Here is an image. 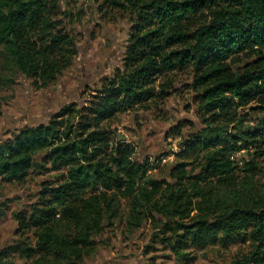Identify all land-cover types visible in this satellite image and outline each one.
Masks as SVG:
<instances>
[{"label":"trees","instance_id":"obj_1","mask_svg":"<svg viewBox=\"0 0 264 264\" xmlns=\"http://www.w3.org/2000/svg\"><path fill=\"white\" fill-rule=\"evenodd\" d=\"M105 2L130 15L122 66L89 89L82 105L73 102L49 123L0 142V186L45 169L36 159L42 153L64 173L43 185L29 215H15L22 230L35 229L37 246L2 249L0 264H15L14 254L36 264H83L104 222L118 217L119 197L129 202V226L149 223L153 247L178 261L190 264L196 251L217 244L250 243L231 264H264V168L257 160L264 147H255L243 166L232 158L264 136L244 141L220 125L234 111L264 106V0ZM64 17L60 0H0V52L37 89L56 82L78 54ZM187 72L217 135L188 140L169 179L157 180L150 161H135L134 147L114 138L108 125L167 99L171 75Z\"/></svg>","mask_w":264,"mask_h":264},{"label":"rangeland","instance_id":"obj_2","mask_svg":"<svg viewBox=\"0 0 264 264\" xmlns=\"http://www.w3.org/2000/svg\"><path fill=\"white\" fill-rule=\"evenodd\" d=\"M60 2L65 13L64 23L77 39L78 54L72 66L56 82L37 89L1 49L0 142L14 137L24 128L49 123L56 113L73 102L82 105L89 97V89L99 87L104 78L113 76L122 66L131 28L130 15L105 0ZM171 79L173 89L167 99L153 103L146 110L119 114L108 125L114 138L119 137L134 147L135 161H150L153 169L149 175L157 180L168 178L177 154L186 147L188 140L217 135L215 127L205 123L197 95L189 87L190 73H176ZM220 125L244 141L256 132L264 136V106L256 111L249 108L234 111ZM257 146L264 147V137L249 143L250 150L236 152L232 158L243 166L254 157ZM36 159L45 169L37 167L22 183L0 186V251L23 242L37 246L35 229L22 230L15 215H29L31 207L39 202L43 185H54L64 173L53 171L44 153ZM257 160L264 168V158ZM197 167L193 164L189 171ZM118 200V217L104 222V231L94 236L95 244L83 264H186L176 260L165 247H153V230L149 223L144 222L138 228L130 227L129 202L121 197ZM250 250V243L228 247L217 244L196 251L195 261L190 264H231ZM13 260L15 264H36L35 260H26L19 254H14Z\"/></svg>","mask_w":264,"mask_h":264}]
</instances>
